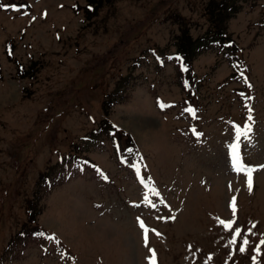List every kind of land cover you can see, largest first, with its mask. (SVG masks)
I'll return each instance as SVG.
<instances>
[{
  "label": "rangeland",
  "instance_id": "obj_1",
  "mask_svg": "<svg viewBox=\"0 0 264 264\" xmlns=\"http://www.w3.org/2000/svg\"><path fill=\"white\" fill-rule=\"evenodd\" d=\"M261 165L264 0H0V264H264Z\"/></svg>",
  "mask_w": 264,
  "mask_h": 264
},
{
  "label": "snow or ice",
  "instance_id": "obj_2",
  "mask_svg": "<svg viewBox=\"0 0 264 264\" xmlns=\"http://www.w3.org/2000/svg\"><path fill=\"white\" fill-rule=\"evenodd\" d=\"M13 8H15V6H12ZM19 10V9H16ZM251 87V85H249ZM162 108L165 107L166 105L161 103L160 105ZM185 111L191 112L194 114V110L193 109H185ZM249 111H251V109H249ZM249 121H251V116H249ZM235 131H236V135L234 137L235 143L230 144L229 148H230V160H231V167L234 171H236L237 173H243L247 176V186L249 191H252V173L256 170L255 168L247 165L244 162V158L241 154L240 151V141L242 138L245 139H250V133L252 131L251 129V124H247L244 126H235ZM260 167H264V165H261ZM105 179H107V177H105ZM145 201L149 204H151V201L148 200V197L145 196ZM154 206V205H152ZM231 207H232V211H233V216H235L236 213V198L233 197L232 201H231ZM172 219H174V217H171ZM139 219V218H138ZM140 223V227L144 232V239H145V246L147 247V241H148V233H149V228L146 226V224L144 223L143 220L139 221ZM219 223L221 225H223V227L226 230H231L233 228V225L235 223V220H219ZM254 227V226H253ZM154 231V229L152 230ZM39 235H43V233H39ZM157 235H159V233H157ZM241 236V229L239 227H237L235 229L234 235L232 240L230 241V243L234 244L236 243V238ZM51 239V237H50ZM260 243L262 245H264V240H261ZM243 246H241L239 248L240 252H244L246 250V246L249 244V240L245 237L242 241ZM257 251H259V249H257ZM151 252V256L149 257V264H157L156 262V253L154 249H150ZM255 259V257H254Z\"/></svg>",
  "mask_w": 264,
  "mask_h": 264
},
{
  "label": "trees",
  "instance_id": "obj_3",
  "mask_svg": "<svg viewBox=\"0 0 264 264\" xmlns=\"http://www.w3.org/2000/svg\"><path fill=\"white\" fill-rule=\"evenodd\" d=\"M224 17V16H221V18ZM217 26V25H216Z\"/></svg>",
  "mask_w": 264,
  "mask_h": 264
}]
</instances>
